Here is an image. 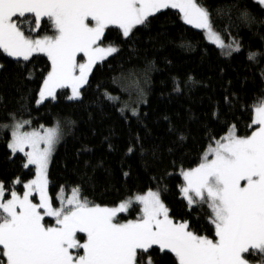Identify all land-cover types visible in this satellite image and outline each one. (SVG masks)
I'll return each instance as SVG.
<instances>
[{"label": "trees", "instance_id": "1", "mask_svg": "<svg viewBox=\"0 0 264 264\" xmlns=\"http://www.w3.org/2000/svg\"><path fill=\"white\" fill-rule=\"evenodd\" d=\"M204 3L214 29L226 42L238 41L239 51L210 42L177 9H162L129 37L116 26L106 30L102 42L119 51L93 66L79 99H69L65 87L56 98L37 104L51 71L48 57L36 53L23 61L0 50V125L26 119L28 127L58 124L61 129L49 168L53 197L78 186L81 197L113 206L161 190L174 222L187 221L196 234L215 238L207 205L189 207L182 195L181 171L199 165L208 146L232 126L239 136L258 127L252 120L254 108L264 101V5L258 0ZM32 26L29 15L24 27ZM51 33L44 18L33 36ZM249 53L260 55L249 60ZM133 98L140 102L136 112ZM10 139V128H0V183L6 198L22 192L35 176L34 166L24 167L27 157L8 147ZM139 211L135 204L130 216ZM149 257L153 264H178L174 254L157 246L145 261ZM246 257L261 262L258 255Z\"/></svg>", "mask_w": 264, "mask_h": 264}, {"label": "snow or ice", "instance_id": "2", "mask_svg": "<svg viewBox=\"0 0 264 264\" xmlns=\"http://www.w3.org/2000/svg\"><path fill=\"white\" fill-rule=\"evenodd\" d=\"M167 8L177 9L185 23L204 30L218 47H226L204 0H0V50L23 61L36 53L48 57L51 71L37 104L54 99L58 88L69 85V99H79L93 66L119 51L111 44L100 46L105 30L117 26L129 37L134 28ZM29 15L33 26L25 28ZM44 18L53 34L34 38ZM233 43V50L239 51V42ZM80 53L85 62H78ZM258 55L249 53V60ZM254 112L252 125L258 127L250 135L239 136L232 126L214 147L209 145L198 167L182 172L181 192L189 207L207 205L215 239L189 230L187 221L174 222L160 199L161 190L102 207L81 197L77 186L66 203L58 195L61 206L54 208L47 192V169L61 138L60 127L45 128L43 133L21 131L30 121L15 122L8 147L24 153L25 168L35 166V179L24 184L22 197L13 191L7 201L0 183V264H153L151 257L147 261L144 257L154 246L174 254L178 264H247L245 255H258L264 264V101ZM25 145L31 151L26 152ZM34 192L39 203L29 198ZM132 203L143 205L141 215L120 222L118 214ZM45 217H54L55 226H46ZM77 233L86 234L83 243ZM70 249H82L83 255L74 256Z\"/></svg>", "mask_w": 264, "mask_h": 264}, {"label": "rangeland", "instance_id": "3", "mask_svg": "<svg viewBox=\"0 0 264 264\" xmlns=\"http://www.w3.org/2000/svg\"><path fill=\"white\" fill-rule=\"evenodd\" d=\"M259 1V0H258ZM264 5V4H263ZM111 27V26H110ZM117 27V26H116ZM107 30V29H106ZM106 30H105V33H106ZM216 30V29H215ZM204 31V30H203ZM204 33H205V31H204ZM53 33H51V34H47V35H52ZM220 34V33H219ZM44 35H46V34H42V35H39L38 36V38H40V37H42V36H44ZM205 35H206V33H205ZM221 35V34H220ZM104 36H105V34H104ZM104 36H103V38H104ZM206 37H207V35H206ZM103 38H102V40H103ZM221 38L223 39V41H224V44L228 47V49L230 50V51H234L233 50V48H234V41L235 40H231V41H229V42H226L225 40H224V38H223V36L221 35ZM207 39H208V37H207ZM209 40V39H208ZM210 42H212L211 40H209ZM212 43H214V42H212ZM215 44V43H214ZM240 44V43H239ZM108 45H110V44H108V43H103V42H101L100 43V46L101 47H105V46H108ZM112 45V44H111ZM215 45H217V44H215ZM229 45H231V47H229ZM113 46H116V45H113ZM117 47V46H116ZM240 49H241V45H240ZM79 55H82L83 56V54L82 53H80V54H78V56H77V59H78V62H85L86 61V57H80ZM110 56V55H109ZM108 56V57H109ZM107 57V58H108ZM0 65H1V63H0ZM77 74H78V72H77ZM88 77H89V75H88ZM85 86V85H84ZM83 86V87H84ZM43 87V86H42ZM67 87H69L70 88V95H69V97L72 95V89H71V86L69 85V86H67ZM82 87V88H83ZM65 88V87H64ZM82 88L80 89V93H81V96H82ZM59 89H61V88H58L57 90H56V93H55V98H56V96H57V91L59 90ZM80 96V97H81ZM47 99H53L52 97H48V98H46L45 100H47ZM44 100V101H45ZM132 101V105H130L131 106V109H132V111H134V112H136L137 110H138V107H139V104H140V102L139 101H137L136 99H132L131 100ZM138 102V103H137ZM255 115V114H254ZM17 121H30V120H26V119H23V120H19V119H15L13 122H11V123H9V124H6V125H8L9 126V128H10V130H11V132H12V125H14V123L15 122H17ZM30 123H31V121H30ZM30 123L29 124H25L24 126H23V128L21 129V131H32V130H39V131H41V133H43V129H45V128H52V127H56L58 124H56V125H53V126H44V127H35V128H33V127H28L29 125H30ZM61 130V129H60ZM229 132H227L225 135H227ZM235 133H236V131H235ZM237 134V133H236ZM224 135V136H225ZM62 137H63V135H62V133H61V138L59 139V141H58V143L60 142V140L62 139ZM11 139H12V136H11ZM11 139H10V141H11ZM57 143V144H58ZM57 144L55 145V148H54V151H55V149H56V146H57ZM41 147H44V144L43 143H41V145H40ZM212 146L214 147L215 146V144H212ZM209 147V146H208ZM207 150H208V148L206 149V151H205V153L207 152ZM25 151L27 152V151H31V148L30 147H28L27 145H25ZM54 151H53V153H54ZM53 153H52V156H53ZM205 153H204V155H205ZM24 154V153H23ZM204 155H203V157H204ZM52 156H51V159H50V163H49V165H48V169H47V179H48V188H47V192H48V195H49V197L51 198V202H52V206L55 208V207H60L61 206V201H59V200H57L56 199V197L58 196V195H62L64 198H65V200H64V203H66V200H67V198H70L71 196H72V194H73V189H75V188H72L71 190H67V189H61L59 192H58V194L55 196V197H53L52 195H51V193H50V190H49V168H50V164H51V160H52ZM203 157H202V159H203ZM210 158H212L211 157V155L209 154V159ZM202 162V161H201ZM200 162V163H201ZM199 165H197V166H195V167H193V168H196V167H198ZM35 167V166H34ZM193 168H191V169H193ZM186 170H190V169H184V170H182L181 171V174H182V172L183 171H186ZM33 179H35V176L32 178V179H30L29 181H31V180H33ZM29 181H27L26 183H28ZM243 183H245V182H241V184L243 185ZM184 186H185V181H184ZM183 186V187H184ZM26 189L24 188V190L22 191V192H19V191H16L15 190V192L18 194V195H20L21 197L23 196V193H24V191H25ZM63 190V191H62ZM149 191H153V192H155V191H157V189H151V190H148V191H146V192H144V193H138V194H135V195H133L132 197H130L129 199H132V200H134V198L136 197V196H139V195H146ZM183 195V194H182ZM81 196V195H80ZM32 201H33V203H39V194L38 193H33V195L32 196H30L29 197ZM3 199H4V201H7L8 199H11V196L10 197H8V198H6L5 197V192H4V196H3ZM129 199H127V200H129ZM160 199L162 200V202L164 203V201H163V199H162V196H161V193H160ZM127 200H125V201H127ZM124 202V201H123ZM120 204V203H119ZM119 204H117V205H113V206H108V205H100V206H102V207H116V206H118ZM135 204H139V208H140V211L138 212V214L137 215H131L130 216V212H131V210H132V208L134 207V205ZM165 204V203H164ZM195 205V204H194ZM165 206H166V204H165ZM167 207V206H166ZM142 208H143V205L142 204H140V203H132L131 204V206L127 209V211H125L124 213H120V214H118V220L120 221V222H127L128 220H134V219H136L138 216H140L141 215V213H142ZM41 211H43V210H41ZM169 215H170V213H169ZM124 217H126V219L124 218ZM171 217V216H170ZM180 222H183V221H180ZM43 223L46 225V226H55V218L54 217H45V219H44V221H43ZM190 230V229H189ZM78 240H79V242L80 243H83L85 240H86V234H84V233H77V237H76ZM209 238H211V237H209ZM213 239H215V238H213ZM158 247V246H157ZM70 252H72L73 253V255L75 256L76 254H77V252H78V254H80V255H83V250L82 249H79V250H76V249H70ZM245 260H246V262H247V264H261V262H252V261H250L247 257H246V255L243 257Z\"/></svg>", "mask_w": 264, "mask_h": 264}]
</instances>
